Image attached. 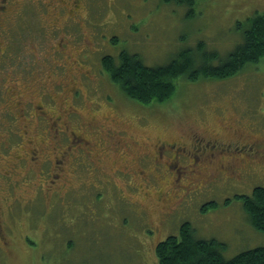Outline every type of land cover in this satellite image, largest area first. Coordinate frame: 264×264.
I'll list each match as a JSON object with an SVG mask.
<instances>
[{"label": "rangeland", "instance_id": "374dc122", "mask_svg": "<svg viewBox=\"0 0 264 264\" xmlns=\"http://www.w3.org/2000/svg\"><path fill=\"white\" fill-rule=\"evenodd\" d=\"M90 3L95 31L82 22L79 37L73 27L63 59L40 7L36 16L32 4L11 8L0 31V264H159L158 244L186 222L197 239L221 243L226 259L264 246L243 200L264 187V154L238 156L235 172L228 154L216 156L223 170L190 166L187 152L171 168L167 155L155 162L162 140L198 137L234 150L229 127L264 148V60L230 79L181 77L171 98L150 104L129 97L102 63L112 56L118 65L127 51L158 66L201 42L224 58L264 0ZM68 106L80 110L76 118ZM43 141L47 162L20 159ZM55 158L62 173L52 172Z\"/></svg>", "mask_w": 264, "mask_h": 264}, {"label": "trees", "instance_id": "16d2710c", "mask_svg": "<svg viewBox=\"0 0 264 264\" xmlns=\"http://www.w3.org/2000/svg\"><path fill=\"white\" fill-rule=\"evenodd\" d=\"M197 1L176 0L193 7ZM242 37V42L224 58L218 57L216 52L205 51L201 42L196 49H182L170 62L158 66H147L140 57L127 51L119 55L118 65L112 56L102 58V63L129 97L143 104L164 102L173 96L176 81L181 77L192 81L201 76L224 80L250 65H261L264 62V12H257L247 20ZM243 200L253 227L264 231V187L256 186ZM222 249L223 245L217 240L194 237L191 224L186 222L179 235L169 236L158 244L156 253L159 264H264V246L240 252L230 259L225 258Z\"/></svg>", "mask_w": 264, "mask_h": 264}, {"label": "flooded vegetation", "instance_id": "af4514ba", "mask_svg": "<svg viewBox=\"0 0 264 264\" xmlns=\"http://www.w3.org/2000/svg\"><path fill=\"white\" fill-rule=\"evenodd\" d=\"M21 4H32V7L28 8L27 13L32 14L33 16H36L35 14L38 13V9L40 7L43 13V17L41 18L44 20V22H46V26L51 30L50 33L58 36L60 40L58 41V44H60L61 48H58L55 52V54H57V59H63L64 56H66V46L70 41V39L67 38V34H75L73 27H76L77 30H79V37L80 35H83V31L80 32L82 22L84 24H89L90 27L95 31L94 25L92 24V8L90 0H0V31L4 29V20H7V17L11 12V8H14V10H21L23 6H21ZM78 36H76L75 41L79 40ZM94 36V33L90 32L88 37L84 36V40L90 42L89 39H94ZM69 52H71V50H69ZM82 53V51L78 52L77 56L81 55ZM47 56L51 58L50 55ZM84 56L87 57L86 55ZM84 74L87 75L88 72H85ZM75 84L76 83H73V85ZM39 108L42 107L40 106ZM43 113L44 111H39V115ZM66 113L67 115L76 118L79 115L80 110L68 106V110ZM60 118L62 117H56V120L59 121ZM51 122H53V117H51ZM80 123H84V121H80ZM87 126L93 130L97 128V125L93 121H90ZM227 129L233 132L234 137L228 138L231 139L229 140V143L235 146L234 150L232 149V145L221 144L213 140L206 142V140L198 137H195L193 139L189 137L190 141L184 139H179L178 141L172 142L162 140V143H160V145H155V148H157V159H155V162L159 163L160 160L162 161L165 158V155H167L169 161H166L165 164H167L168 167L171 168L170 161L178 162L181 157H184L181 156V154H186L187 152L189 158L192 159L190 161V166L199 165V167L202 166V168L215 166L216 169L223 170L226 168V165L223 163V159L217 158L216 156L222 157V155L228 154L230 156H226L224 158H226L228 167H230L231 170L235 172V167L243 163L238 156L252 157L255 156L252 155L255 152H257L258 156H262L264 154V148L262 146L263 144L260 139H253V141H248V139L244 138L243 132L239 131V134L236 133L235 136L233 127H229ZM71 134H73V136H75L74 139L78 140L80 143H84V145L90 144V141L82 134H78L77 132H72ZM48 142L49 141L41 142L39 146L34 147L33 151L32 149L28 150L25 154V157H22L20 159L33 162L40 160V158L43 156L41 163L47 162L48 159L45 156L44 147ZM89 153L91 154V152ZM61 157L64 159V156ZM216 159L219 161H216ZM59 161L61 160H57V158H55L54 164L57 169L52 170V167H49V171L52 170V172H54V170H57L62 173L64 167H61L59 165ZM62 163L64 164V161H62ZM32 165H34V162ZM207 176L212 178L214 176V173H210ZM210 180L212 179H209L205 182H208ZM50 182L55 183L56 180L53 179ZM177 186L175 185L176 188H179V185ZM163 194L165 193H162L161 195Z\"/></svg>", "mask_w": 264, "mask_h": 264}]
</instances>
